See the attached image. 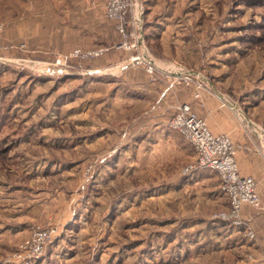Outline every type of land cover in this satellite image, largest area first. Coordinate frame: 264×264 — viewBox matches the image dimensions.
<instances>
[{
    "label": "rangeland",
    "instance_id": "1",
    "mask_svg": "<svg viewBox=\"0 0 264 264\" xmlns=\"http://www.w3.org/2000/svg\"><path fill=\"white\" fill-rule=\"evenodd\" d=\"M245 1L141 0L145 17L154 7L157 13L177 7L174 37L180 45L175 58L160 60L161 46L144 43L157 70L151 75L142 65L130 64L136 52L115 46L123 40L105 20L103 6L102 15L91 19L72 14L73 5L51 6L50 0H0L1 44L11 48L0 49V261L20 264L17 258L26 252L23 246L34 230H53L31 264H264L239 262V251L229 247L232 242L218 246L228 235L240 244L248 240L241 230L213 219L228 207L214 171L197 170L187 177L194 181L204 175L210 188L201 183L176 189L185 177L181 170L195 159L193 149L182 137H163L158 130L161 137L155 142L139 122L158 113L163 96H144L124 80L109 79V74L131 70L145 73L149 93L165 78L163 95L173 96L178 87L191 91L198 101L202 92L216 99L215 94L259 129L252 116L239 109L238 99L244 95L237 88L245 83L242 73L247 82L258 77L264 85V45L238 41L229 44L231 49L226 44L238 36L247 40L264 35L256 29L262 22L260 12H253ZM183 9L189 13L186 19ZM152 17L147 19L154 23ZM232 26L243 30L235 32ZM96 48L106 51L85 62L54 64L74 49ZM242 49L252 50L246 62L242 58L247 71L239 73L236 63ZM101 59H107L108 68L118 66L106 70L102 81L94 73ZM176 69L200 73L209 91L196 98L194 85L170 73ZM40 77H48V82ZM114 85L120 89L112 93ZM79 88L80 93H72ZM215 135H227L237 156L239 148L229 134ZM262 137L264 142V131ZM154 233L165 246L147 242ZM177 252L187 255L186 260L183 256L180 263L174 261Z\"/></svg>",
    "mask_w": 264,
    "mask_h": 264
},
{
    "label": "crops",
    "instance_id": "2",
    "mask_svg": "<svg viewBox=\"0 0 264 264\" xmlns=\"http://www.w3.org/2000/svg\"><path fill=\"white\" fill-rule=\"evenodd\" d=\"M50 4L51 6L57 7H63L64 5H73L74 7H72L71 9L73 10V12H75L72 14H81L83 16H88V18L95 19L102 15V9L100 6H103L102 4H104V0H58V5H55V1L50 0ZM154 9L153 13L146 14L145 18L147 21H144L145 23L143 29L144 39L145 42L148 43L149 47L152 46L153 42H157L158 46H161V50L159 52L160 58L162 59H159L168 61L170 59L175 58L176 54L178 53L177 47H179L180 45L178 39L174 37L176 29L178 30L179 28V23L176 22L178 18H174V16H176L177 14V7L174 6V8H164L161 10V12L158 13L157 10L155 11ZM149 14H153L152 19L154 18V23L147 19ZM107 23L110 27L112 26L115 29V26L112 22L110 23L107 21ZM154 31L155 34L153 35ZM251 50L249 51L251 52ZM249 51H242V53L238 56V61L236 65L237 68H239V73L243 72L242 68L246 69L245 71H247L246 66L242 64V58L243 61L246 62L244 58L248 54H250ZM104 61L107 63V59ZM104 61L103 59H101L96 62L97 66H94V68L97 70L94 72L96 74L95 77L108 76V73L105 72L106 70L113 71L114 68L118 67L113 66V68H108V64H106ZM122 74L123 75L120 76H110L111 74H109V79L112 82L114 80H124L126 85H131V87L136 89L134 91L142 93L144 96L146 94H150L149 96L151 98L156 97V99L157 97L159 98L161 95L163 96V99H161V101L159 100L160 102H162V106L159 108L160 110L157 111L158 113L153 117L152 115L151 117L149 115L147 118L143 117L145 119H141L139 121L141 122L142 127L146 128L147 130H150V133L155 136L153 141H160L159 138L161 137V135L157 134L155 130H158L159 132L162 131L163 137H165V135L169 138H176V136L182 137L179 133H176L168 128V120L174 112V106H176L178 103L185 102L190 103L192 108H194L197 112V114L206 120L208 129L211 132H213L214 134L227 133L230 135L235 145L239 148V151L236 156V163L238 164L241 175L251 176L258 183L257 193L259 194L261 199V207L259 208V210H252L248 207L243 208L245 218L249 221L250 225H252L255 234V239L253 241H246L244 239L243 244H240L238 242H233L234 240L231 241L232 235H228L225 239H222L220 241V244L218 242V246H223L225 244L224 240H226L227 242H232V246L229 247L239 251V262L264 260V142L262 137L264 131V85H261V83L258 82L259 80L257 81L258 77L254 82L249 83L247 82L248 78L246 77V75L242 73L240 75V79L243 78L245 80V83L240 84L239 88H237L240 91V96L244 95L242 98L238 99V105L240 106L239 109L246 111V113L250 115V117L252 116L251 118H253L254 122L258 126H260L258 127L259 129L254 130L252 128V123L249 127H245L244 122L239 121V119L237 118L238 116L232 113L228 108H219V101L216 100L210 93L202 92L200 101L195 100L192 97L191 91L185 90L184 88L180 87L175 89L173 96L171 95V92H167V94L165 93L163 95L162 93L164 92V89L166 87L165 85L166 83L168 84L167 79L165 78L163 80H160V83L156 85V89L150 90L149 93L144 84L146 80L145 73L134 72L129 70V72L125 71ZM262 79H264V76H262ZM262 84H264V82H262ZM118 86L119 85H114L111 92L115 93L117 89H120L118 88ZM158 89L159 91L157 92L156 90ZM226 90L230 91L231 89L226 88ZM153 92L155 93L152 94ZM201 101L203 103V106H201L200 104ZM160 127L162 128L161 130L159 129ZM136 131H138V129H136ZM203 177L205 176L202 175V177H196L194 181L187 180V177H182V184L181 186L179 185L176 189L178 191H182L186 185H195L201 183H204V185L207 183V187L210 188L212 186V183L210 184V182H206L209 179H203ZM218 182L220 183V180L217 181V184ZM202 195L203 197L205 196L203 193ZM245 253L248 259L243 258V254Z\"/></svg>",
    "mask_w": 264,
    "mask_h": 264
},
{
    "label": "built area",
    "instance_id": "3",
    "mask_svg": "<svg viewBox=\"0 0 264 264\" xmlns=\"http://www.w3.org/2000/svg\"><path fill=\"white\" fill-rule=\"evenodd\" d=\"M104 18L112 22L115 30L122 37V42L115 46L126 51H134L136 54L131 58L132 65H142L149 74L157 71L154 67V60L148 54L145 48L144 39V18L145 8L141 0H104ZM3 32L0 24V49H11L1 44V35ZM24 48V46H21ZM104 51L103 48L96 50L83 51L79 49L72 50L68 55L55 60L56 66H65L70 60L76 62H85L90 59H96ZM159 73V71H158ZM175 79H181L186 85H194L198 98L201 91H206L205 78L198 72H188L176 69L173 72ZM219 100L220 107L228 108L237 115L239 121L244 122L245 127L251 125L250 121L235 111V107L229 105L226 100L213 94ZM168 128L179 133L182 138L193 149L195 159L187 164L182 170V176L193 175L197 170L214 171L220 179V190L228 198V207L226 210L219 211L213 216L214 220L229 223L234 228L242 231L243 236L248 241L255 239V234L249 221L243 216V208L249 207L252 210H259L261 199L257 194V182L254 178L244 176L239 173L235 161L236 147L227 135H215L208 131L206 123L198 117L191 106L179 104L175 108L174 114L168 122ZM53 230L45 232L34 230L33 237L25 243L23 248L25 253L22 258H17L20 264H31L38 259L44 251L45 244L50 240ZM21 252L22 249H21ZM0 264H11L9 261H0Z\"/></svg>",
    "mask_w": 264,
    "mask_h": 264
},
{
    "label": "trees",
    "instance_id": "4",
    "mask_svg": "<svg viewBox=\"0 0 264 264\" xmlns=\"http://www.w3.org/2000/svg\"><path fill=\"white\" fill-rule=\"evenodd\" d=\"M245 4L246 5H248V7H254L253 9V12H255V11H259L260 13H259V15H261V20H262V22L261 23H259V24H257L256 25V29L257 30H261L262 32H264V0H246L245 1ZM186 10L187 9H183L182 10V14L184 15V19H186L187 18V14H189L188 12H186ZM186 16V17H185ZM231 27V26H230ZM232 28H235V32H238V31H240V30H243L242 29V27H239V28H237L236 26H232ZM229 32H232V31H229ZM234 32V33H235ZM253 32V31H252ZM155 34V31L153 32V35ZM236 35H238V34H236ZM259 36V38L258 39H256V36L254 35H252V37H250V38H248L247 40H244V38L243 37H237V38H234V39H231V42H229V43H226L227 44V47H230L231 49H235V48H232L231 46H229V44L231 45V43H238V41H241V42H243V43H245V44H252L253 46L254 45H264V36H260V35H258ZM229 48V49H230ZM250 49V48H249ZM248 49V50H249ZM227 53L229 52V50H225ZM242 51H246V49H242ZM227 67H230L229 66V64H227ZM231 67H233V66H231ZM250 69H252V68H249V70ZM6 71H9V72H12V73H19V72H21V70H18V71H13L12 69H10V68H7L6 69ZM227 74H228V72H227ZM227 74L225 75V74H223L222 76H223V78H225L226 76H227ZM97 79L96 80H105L106 78L105 77H96ZM40 79L42 80V81H46V82H48L47 80H48V77H40ZM224 80V79H223ZM80 87V86H79ZM83 88V87H82ZM82 91V89H80L79 88V90L77 89V90H72V93H74V94H78V93H80ZM226 201H227V203H228V198L226 199ZM216 222H219L222 226H225L226 228H230V227H232V226H230V224L228 223H224V222H221V221H218V220H215ZM214 223L215 225L216 224H219V223ZM175 232V231H174ZM173 232V233H174ZM152 236H154V237H156L154 240H153V238H152ZM152 236H149V237H147V242L148 243H150V244H153V245H155V246H158L159 245V243H161L162 245H164L165 246V244H164V242H162L163 240L162 239H160V234L159 233H154ZM171 238H172V236H170ZM169 239L170 241L172 240V239ZM130 246H132V245H129L128 246V248H131ZM174 248V247H173ZM172 248V249H173ZM141 251L143 252V250L141 249ZM183 256H184V259L186 260V258H187V255H182V254H180L179 252H177V255H175L174 257H173V259H174V261H176V262H181L182 261V258H183ZM44 260V258L43 259H41L40 261L42 262ZM37 264H38V261L36 262Z\"/></svg>",
    "mask_w": 264,
    "mask_h": 264
}]
</instances>
